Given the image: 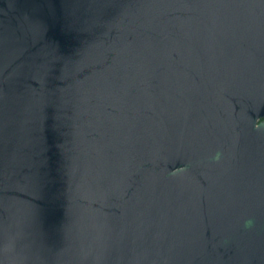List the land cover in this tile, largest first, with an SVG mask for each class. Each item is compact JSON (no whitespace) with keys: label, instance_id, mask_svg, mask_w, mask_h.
I'll list each match as a JSON object with an SVG mask.
<instances>
[{"label":"water","instance_id":"obj_1","mask_svg":"<svg viewBox=\"0 0 264 264\" xmlns=\"http://www.w3.org/2000/svg\"><path fill=\"white\" fill-rule=\"evenodd\" d=\"M264 0H0V264H264Z\"/></svg>","mask_w":264,"mask_h":264},{"label":"flooded vegetation","instance_id":"obj_2","mask_svg":"<svg viewBox=\"0 0 264 264\" xmlns=\"http://www.w3.org/2000/svg\"><path fill=\"white\" fill-rule=\"evenodd\" d=\"M264 122V118H260L257 122V125H259L260 123Z\"/></svg>","mask_w":264,"mask_h":264}]
</instances>
